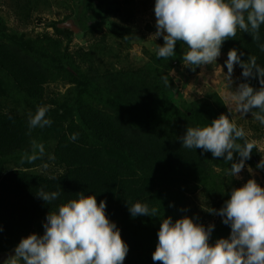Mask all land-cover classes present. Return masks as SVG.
<instances>
[{"label": "trees", "instance_id": "trees-1", "mask_svg": "<svg viewBox=\"0 0 264 264\" xmlns=\"http://www.w3.org/2000/svg\"><path fill=\"white\" fill-rule=\"evenodd\" d=\"M68 1L11 0L15 24L0 10V255L15 251L34 232L42 235L50 209L77 199L79 192L106 201V215L129 248L124 264H162L152 256L162 219L168 216L173 221L192 216L204 226L211 222L210 244L229 237L231 227L205 209L219 210L241 180L228 174L231 162L210 151L184 148L180 138L188 127L207 126L225 114L256 143L264 139V124L251 112L235 117L216 90L183 95L172 71L182 68L191 75L199 67L184 66L183 42H177L174 57L159 58L156 52L164 40L155 35L152 47L144 46L146 59L134 62L132 38H144L133 27L135 5L117 2L106 10L102 24L81 30L89 42L73 46V29L60 26L72 16L56 20L47 14ZM39 24L45 26L37 29ZM145 28L157 30L151 22ZM259 43H264V25ZM233 48L243 53L241 59L255 56L264 67V51L249 33L238 30L235 38H227L221 54ZM236 67L241 83L260 87L258 77L245 78ZM38 106L48 109L52 124L29 135L28 115ZM73 133H79L75 141L69 139ZM33 139L45 145V155L29 162L24 155L31 154ZM262 155L254 149L245 168L264 175L256 167ZM40 188L60 196L47 204L36 194ZM128 202L158 208L157 217H133ZM0 264H11V259ZM17 264L23 261L17 259Z\"/></svg>", "mask_w": 264, "mask_h": 264}, {"label": "clouds", "instance_id": "clouds-1", "mask_svg": "<svg viewBox=\"0 0 264 264\" xmlns=\"http://www.w3.org/2000/svg\"><path fill=\"white\" fill-rule=\"evenodd\" d=\"M156 37H163L159 45V58L175 56L177 42L187 45L182 56L185 67L213 64L221 55V47L227 38H235L237 31L249 33L264 51L260 41V28L264 25V0H156ZM243 53L233 48L225 61L226 76L230 84L234 66L239 65L245 78H259L260 87L242 82L230 92L229 112L243 115L251 112L254 120L264 124V67L250 55L241 59ZM223 68V66H222ZM165 85L168 77H162ZM258 110V111H254ZM48 109L38 106L35 114L28 115V134L35 128L51 126L46 118ZM79 133L69 139L75 141ZM188 149L210 151L214 158L231 162L229 175L239 178L245 162L254 149L260 152L254 141H249L242 127L222 114L204 127H188L180 138ZM31 154L25 153L29 162L45 155V145L33 139ZM238 153L239 159H235ZM53 158V157H50ZM264 169V156L256 165ZM249 173H253L251 166ZM37 196L47 204L55 201L60 193L40 188ZM133 217L150 215L157 217L158 208L151 209L140 202L130 203ZM106 201L97 202L96 195L78 193L77 199L61 203L56 211L50 209L43 223V234L32 233L21 239L11 257L23 264H124L129 251L116 223L106 215ZM213 215L221 216L222 222L231 227L227 238L210 244L214 224L204 226L192 216L184 215L173 221L171 216L162 219L158 231V244L153 261L162 264H264V185L254 177L239 187H233L231 195ZM207 227V228H206Z\"/></svg>", "mask_w": 264, "mask_h": 264}, {"label": "rangeland", "instance_id": "rangeland-1", "mask_svg": "<svg viewBox=\"0 0 264 264\" xmlns=\"http://www.w3.org/2000/svg\"><path fill=\"white\" fill-rule=\"evenodd\" d=\"M117 2H119L123 6H136L135 25H133V27L137 31L140 30L139 35H144V38L140 39L137 36H134V38H132L130 53L132 60L140 64L146 59L143 54L144 46H148L149 48H151L152 42L150 40L155 37V33L149 32L145 28V24L147 22H151L153 25H156V17L154 12L156 0H69L66 4V7L54 6L52 12L47 14H49L56 20L62 19L66 15H70L72 16V18L74 16L73 23L79 28L77 30H73V32L75 33L73 46H75L77 44L85 43L88 40L87 38H85V31L81 30L87 29L94 24H102L105 21L106 10L108 8L115 7ZM0 5V10L9 15L10 23L15 24L14 16L10 12L11 0H1ZM72 18H70L69 20H73ZM114 19L121 22L118 16L114 17ZM21 29L23 30L24 28ZM114 29L118 30L115 26ZM105 30L110 32L108 28H106ZM227 58L228 54H221L217 58L216 63L199 66L198 69L191 75L186 74L182 68L174 69L172 71V74L183 95L187 97H197L205 95L207 92L216 90L224 97L227 105L231 104L229 94L238 87V85L241 83V80L239 71L235 65L232 75L233 83L230 84L226 76L227 67L225 65V61L227 60ZM52 88L56 89L55 86H52ZM60 89L62 88L60 87ZM233 114L235 117H240L243 115L234 111ZM243 119L245 120L247 118L243 117ZM256 143L258 144L260 150L263 152L262 156H264V139L259 141L257 140ZM253 173L254 177H258L261 182L264 183V175L261 170L253 169ZM253 173H249L248 167L242 170L238 178L239 180H241L242 185L246 183L248 179H250L249 176H252ZM210 224L212 223L210 222L208 225ZM14 254L15 251L6 255H0V261L4 263L10 260V256Z\"/></svg>", "mask_w": 264, "mask_h": 264}, {"label": "water", "instance_id": "water-1", "mask_svg": "<svg viewBox=\"0 0 264 264\" xmlns=\"http://www.w3.org/2000/svg\"><path fill=\"white\" fill-rule=\"evenodd\" d=\"M60 26L62 27H68V28H71V29H79L74 23H73V20H68L67 22L63 23V24H60ZM207 228V227H206Z\"/></svg>", "mask_w": 264, "mask_h": 264}, {"label": "built area", "instance_id": "built-area-1", "mask_svg": "<svg viewBox=\"0 0 264 264\" xmlns=\"http://www.w3.org/2000/svg\"><path fill=\"white\" fill-rule=\"evenodd\" d=\"M44 26H45L44 24H39V25H37V29H38V28L41 29V28H43ZM49 29H52V28L49 27Z\"/></svg>", "mask_w": 264, "mask_h": 264}]
</instances>
